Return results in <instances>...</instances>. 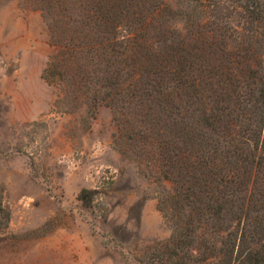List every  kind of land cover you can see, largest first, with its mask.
I'll use <instances>...</instances> for the list:
<instances>
[{"label": "trees", "instance_id": "trees-1", "mask_svg": "<svg viewBox=\"0 0 264 264\" xmlns=\"http://www.w3.org/2000/svg\"><path fill=\"white\" fill-rule=\"evenodd\" d=\"M19 5L47 27L53 108L110 109L114 148L169 226L124 264H264V0Z\"/></svg>", "mask_w": 264, "mask_h": 264}, {"label": "rangeland", "instance_id": "rangeland-1", "mask_svg": "<svg viewBox=\"0 0 264 264\" xmlns=\"http://www.w3.org/2000/svg\"><path fill=\"white\" fill-rule=\"evenodd\" d=\"M49 53L40 11L0 0V199L9 212L0 264H124L169 226L114 148L110 109L90 119L53 108L55 90L41 78Z\"/></svg>", "mask_w": 264, "mask_h": 264}]
</instances>
